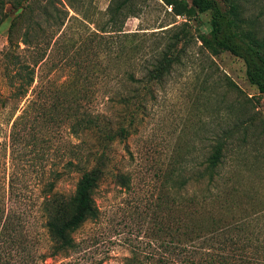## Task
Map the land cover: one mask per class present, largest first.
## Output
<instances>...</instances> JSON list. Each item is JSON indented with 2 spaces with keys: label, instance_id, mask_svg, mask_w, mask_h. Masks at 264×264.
I'll use <instances>...</instances> for the list:
<instances>
[{
  "label": "rangeland",
  "instance_id": "obj_1",
  "mask_svg": "<svg viewBox=\"0 0 264 264\" xmlns=\"http://www.w3.org/2000/svg\"><path fill=\"white\" fill-rule=\"evenodd\" d=\"M2 1L0 208L10 213L15 228L22 227L26 234L18 238V246H0V264H158L162 258H169L164 248L171 247L167 244L170 236L157 230L162 223L171 222L168 210L172 205L160 188L162 173L183 162L197 169L195 164L203 160L215 139L226 143L219 181L221 197L225 198L223 193L233 187L237 199L233 210L239 215L264 209V95L247 82L239 58L228 52L213 56L201 48L197 35L208 31L205 15L185 21L173 18L160 0H143L137 16L125 21L123 31L158 38L171 34L161 30L176 25L178 31L186 22L183 28L189 35L182 47L187 48L180 63L153 87L152 97H146L136 112L130 109L119 113L104 104L107 84L105 80L97 84L94 95L99 101L93 111L113 122L123 119L124 126L132 119V124L127 137L108 148L104 174L92 195L97 217L74 231V249L67 256L48 257L50 240L43 227L42 202L47 201V205L69 197L79 170L86 166L82 156L96 149L91 139L82 142L58 121L41 118L33 109L49 98L52 83L62 81L73 63L59 59V47H48L47 60L35 67L33 83L23 98L15 97L8 87L4 69L11 67L14 55L23 59L7 41L8 27L21 8H12L7 3L10 0ZM33 1L24 8L32 16L39 12V4ZM237 1L245 17L264 34V0ZM83 2L88 6L80 8L81 13L100 21L109 0ZM61 3L56 4L60 9ZM23 28L19 23L17 32L22 33ZM91 29L90 24L83 27L72 23L67 34L73 33L76 38ZM22 48L18 42V49ZM35 88V105L26 109ZM232 174V181L224 180L221 185ZM192 195L188 191V196ZM171 223L167 229L173 228Z\"/></svg>",
  "mask_w": 264,
  "mask_h": 264
},
{
  "label": "trees",
  "instance_id": "obj_2",
  "mask_svg": "<svg viewBox=\"0 0 264 264\" xmlns=\"http://www.w3.org/2000/svg\"><path fill=\"white\" fill-rule=\"evenodd\" d=\"M30 1L7 2L14 9L21 8L8 27V47H16L23 55V59L14 55L11 67L4 69L7 85L15 97L23 98L33 83L35 67L47 60L48 47H59V59L73 63L62 81L52 83L47 100L35 105L38 92L31 89L33 96L26 109L35 105V114L58 121L82 142L91 139L96 149L82 156L89 165L79 170L69 197L47 205V201L42 202L43 227L50 240L48 257H65L74 249V231L97 217L92 195L104 174L109 146L125 139L132 124V119L124 126L123 119L113 122L93 111L99 101L94 95L97 84L102 80L107 84L104 104L119 113L138 111L146 97H152L153 87L180 63L189 33L183 28L186 22L178 31L176 25L161 30L171 34L158 38L124 32L125 21L137 16L143 0H109L100 21L81 13L80 8L88 6L84 0H34L39 4L34 16L24 11ZM160 1L173 18L187 21L205 15L208 31L197 35L201 48L213 56L228 52L239 58L247 82L264 95V34L245 17L237 0H221V5L216 0ZM4 4L0 0V23L5 18ZM19 23L24 24L22 33L17 32ZM72 23L83 27L90 24L92 29L74 38L73 33L67 34ZM18 42L22 49H18ZM225 149V141L215 139L203 160L195 164L197 169L183 162L162 173L160 188L172 205L168 210L172 223H162L157 230L170 236L167 244L171 247L164 248L169 258H162L158 264H264V221L258 224L264 219V209L239 215L233 210L237 206L234 188L223 193L225 198L219 193ZM232 178L233 174L224 178L221 185ZM119 180L120 184L125 182L122 176ZM188 191L193 195L188 196ZM169 223L173 228L167 229ZM25 234L22 227L18 230L12 224L11 214L0 208V246H18V238Z\"/></svg>",
  "mask_w": 264,
  "mask_h": 264
}]
</instances>
